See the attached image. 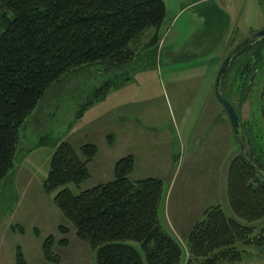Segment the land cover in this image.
<instances>
[{"label": "rangeland", "instance_id": "obj_1", "mask_svg": "<svg viewBox=\"0 0 264 264\" xmlns=\"http://www.w3.org/2000/svg\"><path fill=\"white\" fill-rule=\"evenodd\" d=\"M162 1L165 16L156 29V47L138 48L137 60L118 69L97 63L67 73L25 119L19 130L13 173L0 182V264H16L17 250L26 264H53L45 261L41 250L49 235L55 239L52 251L61 264H96V250L76 237L54 205V193L45 190L51 150L44 146L32 151L23 159L20 170L14 172L22 153L36 146L43 136L51 146L60 141L97 146L96 158L88 165L92 177L81 183L80 189L99 184L97 178L103 183L112 179V164L128 153L136 158L130 179H160L158 218L183 248V264L188 258L191 227L207 209L216 206L242 226L250 227V240L255 237L247 244L236 245L242 251L240 261L220 264H264V217L245 221L234 214L229 203L230 174L241 144L213 92L207 96L221 56L264 27V0ZM213 26H222L221 33L213 34ZM152 34L153 29L145 31L139 43H146ZM105 82L110 88L103 101L84 107L94 90L104 87ZM254 82L239 108L240 119L246 123L240 132L243 138H249L251 127V136L263 143L262 78ZM100 91L97 89V93ZM238 95L237 88L232 94L234 103ZM119 109L123 112L120 117L134 124L130 135L122 132L124 137L120 132L109 134L111 128L107 130L112 124L109 113ZM205 128L210 137L207 134L200 140L197 136ZM164 133H173L181 145L180 149L175 147V157L170 161L165 155L167 147L160 145L156 152L152 145L157 138L163 141ZM153 134H157L156 139L150 136ZM109 135L113 146L107 139ZM243 150L247 153V146ZM69 187L74 192L79 190L73 184ZM60 224L69 227L67 233L57 231ZM130 244L139 249L138 243Z\"/></svg>", "mask_w": 264, "mask_h": 264}, {"label": "trees", "instance_id": "obj_2", "mask_svg": "<svg viewBox=\"0 0 264 264\" xmlns=\"http://www.w3.org/2000/svg\"><path fill=\"white\" fill-rule=\"evenodd\" d=\"M164 16L162 0H0V182L12 175L19 130L48 90L67 73L86 65L102 63L107 69H118L134 63L138 48L157 46L155 32L144 44L139 39L145 31L156 30ZM258 77L262 78L264 130V37L239 48L220 82L222 95L239 116L240 128L246 123L240 119L239 108ZM107 88L105 82L97 88L102 92L95 89L84 107L103 100ZM107 139L112 143L111 135ZM243 139L248 148L243 154L264 175V142L251 136V127L249 138ZM45 140V136L38 139L34 147L47 145ZM52 147L45 190L54 193L53 203L76 237L96 250V264H183V248L158 218L160 179L131 180L134 160L128 155L115 162L112 180L80 189L90 177L88 164L97 146L60 141ZM228 195L239 218L264 217V185L240 151ZM68 228L60 224L57 231L67 233ZM250 232V227L226 216L221 208L210 207L191 227L184 264L238 262L242 251L236 245L254 240ZM130 242L138 243L139 249ZM54 243L53 235L43 240L42 256L61 264L52 251ZM15 257L16 264H26L20 250Z\"/></svg>", "mask_w": 264, "mask_h": 264}, {"label": "crops", "instance_id": "obj_3", "mask_svg": "<svg viewBox=\"0 0 264 264\" xmlns=\"http://www.w3.org/2000/svg\"><path fill=\"white\" fill-rule=\"evenodd\" d=\"M221 28H222V26H220ZM220 27L219 26H213V28H216V30L215 31H213L212 33L213 34H219V33H221V30H219L220 29ZM219 30V31H218ZM154 32L156 33V30H154ZM224 33H225V31H224ZM157 37H158V35H157ZM227 42H228V40H227ZM158 43H159V40H158ZM227 45V44H226ZM226 47V46H225ZM225 57V56H224ZM224 57L222 58V56H221V60H220V63H218V67H219V65L221 64V62H222V60L224 59ZM217 69V68H216ZM217 71L218 70H216L215 72H214V78H213V81H214V79H215V77H216V74H217ZM211 91L213 92V95H214V91H213V83L210 85V88H209V92H208V95L207 96H210L211 95ZM215 97V96H214ZM103 101V100H102ZM119 106V105H118ZM117 107V106H116ZM115 107V108H116ZM203 109H204V107H203ZM202 112H203V110H202ZM202 112H201V114H202ZM123 114V112L119 109V110H116V112L115 113H109V117H110V121H112V124H109L108 125V128H107V130L109 129V128H111L112 130V132H109V134L110 133H112L114 136L116 135L115 133L116 132H120V133H122V132H126V133H128V134H124V135H130V133H131V131H133L134 129H133V126H134V124H132L131 123V121H125V116H122V118L120 117L121 115ZM227 115V114H226ZM127 118V117H126ZM116 119H118L119 121H117ZM121 119H122V121H121ZM200 120V119H199ZM199 120H198V122H199ZM197 122V123H198ZM197 126V125H196ZM208 128H205V130H203V129H201V134L200 135H198L197 137L201 140V138L203 139L204 137L206 138L207 137V134L208 133H206L205 131L207 130ZM116 130V131H115ZM162 130V129H161ZM195 130V129H194ZM114 132V133H113ZM108 134V133H107ZM120 135L121 134H119L118 135V138L120 137ZM171 135V136H170ZM150 136H152V138L153 139H156V137H157V134H153V135H150ZM164 142L162 141V140H159V138H157L156 139V141L152 144V145H154L155 147H156V152H158V150H157V147L158 146H160V145H163V146H165V147H167V150H166V156L168 157V159H169V161H170V157H175V153L173 152V150H175V147H178V149H180L181 148V145L179 144V140H178V138L173 134V133H171V134H165L164 133ZM208 136H209V134H208ZM122 137H124L123 136V133H122ZM121 137V138H122ZM210 137V136H209ZM189 139L190 138H188L187 139V141H189ZM114 142V141H113ZM180 143H181V140H180ZM188 144H189V142H187ZM210 143V142H209ZM174 144H176V146L174 145ZM177 144H179L178 146H177ZM182 144V143H181ZM48 147L50 150H51V154H52V151H53V147L51 146V145H43V146H38V147H32V148H30V149H28V150H26L25 152H23L22 153V155H21V157L18 159V162H17V167H15V170H14V172L19 168V166H20V164L23 162V159H25L32 151H34V150H37V149H39V147ZM111 146H113V144L111 143ZM110 146V147H111ZM165 151V150H164ZM124 152H122V154H123ZM51 154H50V156H51ZM128 155H130V156H132L133 157V160H134V163L136 162V158L132 155V154H130V153H128ZM127 155V156H128ZM123 157V156H122ZM121 157V158H122ZM96 158V157H95ZM171 160H173V162L175 163L176 162V160L174 161V158L173 159H171ZM94 162V161H93ZM95 162H96V160H95ZM90 164V163H89ZM88 164V165H89ZM91 164H92V162H91ZM90 164V165H91ZM115 164V163H114ZM113 164H112V178H113ZM89 168V167H88ZM18 170H20V168L18 169ZM132 172H134V168L132 169V171H131V173L130 174H132ZM16 174V173H15ZM129 174V175H130ZM108 176H110V170H109V173H107V177ZM13 177H14V175L11 177V179L10 180H13ZM90 177H92V174H91V172H90ZM89 177V178H90ZM97 182L96 183H103V182H100L101 181V178H97V179H95ZM110 180H112V179H110ZM132 180V179H131ZM83 189H86V188H83Z\"/></svg>", "mask_w": 264, "mask_h": 264}, {"label": "water", "instance_id": "obj_4", "mask_svg": "<svg viewBox=\"0 0 264 264\" xmlns=\"http://www.w3.org/2000/svg\"><path fill=\"white\" fill-rule=\"evenodd\" d=\"M262 37H264V27L254 32L253 34L247 36L238 45H236L233 49H231V51H229V53L224 57L218 68L216 77L214 79L213 91L216 100L221 104V106L225 110V113L227 114L228 121L235 139L237 140L238 144L239 143L241 144V146L238 147V150L247 160L251 169L257 174V176L261 179L262 184L264 185V175L259 170H257L256 167L245 157V154H243L245 140L243 139L242 134L240 132L239 116L236 110L234 109V107L222 95L220 89L221 79L224 76L225 72L227 71L233 55L239 50L240 47L245 46L249 43H253Z\"/></svg>", "mask_w": 264, "mask_h": 264}]
</instances>
